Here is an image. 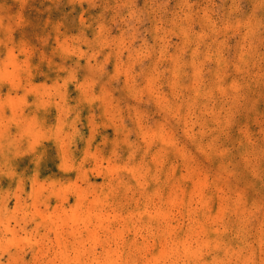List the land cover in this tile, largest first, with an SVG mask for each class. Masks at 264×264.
Here are the masks:
<instances>
[{
  "label": "rangeland",
  "instance_id": "1",
  "mask_svg": "<svg viewBox=\"0 0 264 264\" xmlns=\"http://www.w3.org/2000/svg\"><path fill=\"white\" fill-rule=\"evenodd\" d=\"M0 264H264V0H0Z\"/></svg>",
  "mask_w": 264,
  "mask_h": 264
}]
</instances>
